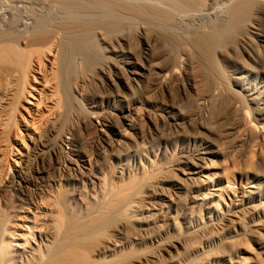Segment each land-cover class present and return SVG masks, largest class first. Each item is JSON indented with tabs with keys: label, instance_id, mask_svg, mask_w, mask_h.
<instances>
[{
	"label": "bare ground",
	"instance_id": "1",
	"mask_svg": "<svg viewBox=\"0 0 264 264\" xmlns=\"http://www.w3.org/2000/svg\"><path fill=\"white\" fill-rule=\"evenodd\" d=\"M133 25L143 59L125 64L164 92L159 119L210 137L172 167L136 144L138 102L112 109L123 130L80 105ZM85 122L112 151L137 146L136 172L92 170L100 192L77 179L100 157L73 137ZM0 264H264V0H0Z\"/></svg>",
	"mask_w": 264,
	"mask_h": 264
},
{
	"label": "rangeland",
	"instance_id": "2",
	"mask_svg": "<svg viewBox=\"0 0 264 264\" xmlns=\"http://www.w3.org/2000/svg\"><path fill=\"white\" fill-rule=\"evenodd\" d=\"M133 27H135L134 25L132 26V28L131 27H129L130 29H133ZM120 28H121V30L123 31L124 29H127L126 31H129V32H131L130 31V29L128 30V28H124V29H122L123 27L122 26H120ZM136 28V27H135ZM134 30H136V29H133V31L132 32H134V33H132L131 32V37L133 36V34H135L134 36H136V37H132L133 38V40L131 39V43H126V44H123V45H121V47H120V50L122 49V51L119 53V55H114V54H112V53H110V55L113 57H109L110 55L109 54H107V56H108V58H112L111 60H113V62L114 61H118L116 64H120V65H118V67H117V69L115 70V68L114 67H111V68H109L108 70L109 71H107V73L106 74H103V73H97L96 71H94L93 73H92V68L90 69V68H88L89 69V74H88V72L86 73H84V70L83 69H81V70H83V71H81L80 70V67L78 66V65H80L79 64V62H77L76 64H75V66H76V68L75 69H77V70H79V71H77V70H75L76 71V73H78V75H80V77L79 78H77V75L76 74H74V76H72V77H74V81H76L77 79H80L81 77V79H84L85 78V75L86 74H88V78H87V75H86V83L84 82L83 84L84 85H82V86H84L83 88L85 89H83L84 90V92H85V98L84 99H82L83 101H82V103L83 102H85L83 105L80 103L81 102V99H76L79 103H80V105L81 106H83V107H85V108H83L84 110L86 109L87 110V108L86 107H88V110L86 111H84V110H82V107L78 104V103H75V102H73V105H75V106H73V107H76V108H78L79 109V107H80V111H78L76 108V110L75 109H70V112H71V114L72 115H68V118H70L71 117V119H69L71 122H73V120H76V118L77 117H79V116H83V114H84V112H89V110L90 111H92V115H93V112H95L94 113V116H95V118L97 119H99V120H101V121H110V122H112L113 124H115L118 128H120L121 130H123V129H125V125H124V123H121L122 121L120 120V118H119V116H117V115H114L115 113H114V111L112 112V109L114 108V107H122V106H127L128 104L130 105V104H132V103H136V102H138L137 104L141 107V108H143L144 109V111H145V115H144V117H145V121L144 120H142V121H144V123L142 124L143 126H140L141 128H143L142 129V131H144V137H141V136H139V137H137V142H136V144L138 145V147L140 146L141 147V149H144L146 152H147V154H148V152H149V154H148V157H149V159H151V160H154L155 162H156V164L158 165V164H161V166H163V165H166V166H175V165H178V164H180V162L182 161V158L184 157V155H191V154H193L194 152H196L197 150H201V149H203V145H202V142H200L201 141V139L203 140L204 138H210V137H208L209 135L207 134V133H205V135H204V133H202V132H199V133H197L198 135V137H197V140H195L194 141V139H188V138H186V137H182V136H179L178 134H177V131L175 130V127L174 126H172V125H170L169 123H166V121H161L159 118V116H161V115H163L164 113H163V111H161V107L159 106L158 107V105H159V101H162V99L164 98L163 97V95H161L162 93L164 94V92L162 91V92H160L161 90H158L157 89V91L158 92H160V93H158L157 94V92H155L154 93V95L156 94V96L158 97H156V98H152V97H154V95H153V93L151 92V91H149V88H146V86H147V79H142L143 78V76L144 75H139V73H138V71L137 70H133L132 68H130L127 64H125V62L126 61H128V59H131L130 57H129V55H127L126 53H124V52H127V51H129L130 53H132V56H134V60L135 59H137L138 61H142V59H143V50H142V47H141V44H140V41H139V38H137V30H136V32L134 31ZM122 31H120V32H122ZM137 38V39H136ZM129 41H130V39H129ZM132 42H134V43H132ZM136 42V43H135ZM193 42H194V44H199L198 42H196V39L195 40H193ZM196 42V43H195ZM200 45V44H199ZM199 45H197V47L199 46ZM197 47H195L196 48V50H201V51H199L201 54H202V49H198V48H201V45L197 48ZM135 48V49H134ZM130 49V50H129ZM156 50H160V52L158 53V51H157V54H156ZM156 50H155V57H159V54L161 55V50L162 49H157L156 48ZM198 51H197V53L199 54V56L201 57V54L199 53ZM138 54L137 56H135L136 54ZM140 53H141V55H140ZM125 56V57H124ZM142 58H140V57ZM202 56L203 57H205V54H204V52H203V54H202ZM120 57V58H119ZM123 57V58H122ZM136 57V58H135ZM119 58V59H118ZM140 60H139V59ZM202 58V57H201ZM117 59V60H116ZM133 59V58H132ZM205 59V58H204ZM203 59V60H204ZM120 62V63H119ZM123 65H124V68H123ZM77 66H78V68H77ZM81 66V65H80ZM120 66H122V67H120ZM88 69H86V71H88ZM111 69V70H110ZM120 69V70H119ZM126 69V70H125ZM129 69V70H128ZM91 70V71H90ZM117 70H118V72H117ZM127 71V72H126ZM136 71V72H135ZM71 72H73V71H71ZM109 72V73H108ZM129 72V73H128ZM83 73V74H82ZM92 73V74H91ZM123 73H125V74H123ZM128 73V74H127ZM133 73H135V74H133ZM72 74V75H73ZM127 75V76H126ZM70 76H71V74H70ZM120 78H119V77ZM135 76V77H134ZM84 77V78H83ZM71 78V77H70ZM77 78V79H76ZM73 79V78H72ZM71 79V82L72 83H74V81ZM90 79V80H89ZM109 79H112V81H114L115 82V87H110V86H108V85H106V81H108ZM79 81V80H78ZM128 81V82H127ZM77 82V81H76ZM75 82V83H76ZM123 82H125L126 84H128L127 86H129L128 87V89H125V88H123L121 85H123L122 83ZM154 80H151V83H149V85L151 84V87H153L154 85L156 86V82H154ZM74 83V84H75ZM140 83L141 84H143V86H142V89H138L137 87L140 85ZM73 84V85H74ZM153 84V85H152ZM144 85H145V87H144ZM148 85V86H149ZM147 86V87H148ZM154 86V87H155ZM108 88H109V90H108ZM118 89V90H117ZM130 89V90H129ZM138 89V90H137ZM132 90V91H131ZM147 90H148V92H147ZM87 91V92H86ZM107 92H108V94H107ZM133 92V93H132ZM137 92V93H136ZM144 93V95H143V93ZM88 93V94H87ZM91 95H90V94ZM120 93V94H119ZM122 93V94H121ZM130 93V94H129ZM148 93V94H147ZM175 94L177 93L176 91L174 92ZM147 94V95H146ZM149 94H151L150 96H151V99H150V96L148 97V95ZM99 95H101V97H102V99H101V97L99 96ZM122 95V96H121ZM124 95V96H123ZM126 95H127V97H126ZM142 95V96H141ZM104 96V97H103ZM147 96V97H146ZM164 96H165V94H164ZM97 97V98H96ZM116 97V98H115ZM126 97V98H125ZM130 97V98H129ZM146 97V98H145ZM160 97V98H159ZM89 98V99H88ZM91 98V99H90ZM122 98V99H121ZM162 98V99H161ZM113 99H115V101L113 100ZM128 99H130L129 101H128V103H127V100ZM155 99H157V101L155 100ZM93 100H98V102H96V103H94L93 102ZM164 100V99H163ZM112 102H113V104H112ZM115 102V103H114ZM118 102V103H117ZM75 103V104H74ZM101 103H103L104 104V107H101V106H103V104H101ZM120 103V104H119ZM157 103V104H156ZM141 104V105H140ZM156 104V105H155ZM78 105H79V107H78ZM113 105V106H112ZM108 106V107H107ZM111 106V107H110ZM107 109V110H106ZM109 109L111 110L110 112H109ZM107 112H106V111ZM153 110V111H152ZM74 111V112H73ZM79 113H78V112ZM84 111V112H83ZM102 111V112H101ZM147 111V112H146ZM159 111V112H158ZM97 112V113H96ZM99 112V113H98ZM113 114H112V113ZM154 112V113H153ZM248 112H249V110H248ZM247 112V113H248ZM75 113H76V116H75ZM91 113V112H90ZM100 113H102V114H100ZM148 113V114H147ZM79 114V115H78ZM160 114V115H159ZM249 114H250V116H251V113L249 112ZM248 114V115H249ZM99 115V117H97ZM105 115V116H104ZM113 116V119H112V116ZM156 115V116H155ZM74 116V117H73ZM150 116V117H149ZM114 117H115V119H114ZM119 119H118V118ZM131 117H132V119L133 118H135L134 117V115H131ZM131 117H130V119H131ZM157 117V118H156ZM105 118V119H104ZM108 118V119H107ZM73 119V120H72ZM116 119H117V121H116ZM155 119V120H154ZM68 120V122H70ZM114 120V121H113ZM149 120V121H148ZM158 122H157V121ZM116 121V122H115ZM118 121H119V123H118ZM136 121V120H135ZM154 121V122H153ZM153 122V123H152ZM156 122L158 123L157 125H156ZM86 123V124H85ZM84 123V125L80 128V131H78V136L79 137H77V134H75L73 137L76 139V138H78V140L79 141H81V143L84 141V140H86V139H88V138H90L89 140H86L84 143H82V145H85L87 148H85V146H83V148H85L88 152L90 151L91 152V155H93V156H95L94 154H98V155H100V157H98L96 160H95V162H93L94 164H92V166H94V167H91L90 169V171H92L93 169V171H94V173H95V176L97 175H99V177H103L104 178V176L107 174L108 176H109V174H110V172H113L116 168H117V170H119L120 168H127L128 169V167H130L128 170H130V172H136V169H134V170H132L133 168H135L134 166H136V164H137V161H138V159H137V157L135 156V154H134V152H135V149H136V144L134 143V142H132V141H128V142H125V143H122L121 144V148L120 147H118L119 148V150H121V151H119V150H110V149H108V148H106V145H105V142L104 141H102L100 138H99V136L96 134V133H94L95 132V130H94V127H92V125H90L91 123H89V122H85ZM88 124V125H87ZM121 125V127H120V125ZM139 125H141V122H139L138 123ZM149 124V125H148ZM91 127V128H90ZM88 128H90V129H88ZM81 129L84 131H81ZM85 129H87V131L85 130ZM106 130H107V128H106ZM127 130V129H126ZM94 131V132H93ZM108 131V132H107ZM106 132H107V134L108 133H110V134H108L109 135V137H111V139L112 140H115L116 139V137L113 135V133L112 132H110L109 130H107ZM81 132V133H80ZM82 133H83V135H82ZM81 134V135H80ZM89 134V135H88ZM95 136H94V135ZM175 134V135H174ZM207 134V135H206ZM88 135V137H86V136ZM90 136V137H89ZM94 136V137H93ZM96 136H97V138H98V140H97V138H96ZM84 137V138H83ZM113 137V138H112ZM148 137V138H147ZM201 137V138H200ZM82 138V139H81ZM96 138V139H95ZM115 138V139H114ZM153 138V139H152ZM94 139V140H93ZM92 140H93V142H92ZM90 141H91V144H90ZM100 141V142H99ZM88 144H87V143ZM101 142H103L102 143V145L103 146H101L100 144H101ZM93 143V144H92ZM100 143V144H99ZM87 144V145H86ZM96 144H98V145H96ZM127 144V145H126ZM89 145V146H88ZM105 145V146H104ZM124 147H123V146ZM128 145H130V146H128ZM91 146H93V147H91ZM134 146H136V147H134ZM198 146V147H197ZM67 146H65L64 145V150L63 151H66L67 150V148H66ZM90 147H91V149H90ZM99 147V148H98ZM123 147V148H122ZM129 147H130V149H129ZM132 147V148H131ZM135 149H134V148ZM89 148V149H88ZM126 148V149H125ZM201 148V149H200ZM103 149H105V150H103ZM124 149V150H123ZM127 149H128V152H127ZM134 149V150H133ZM140 149V150H141ZM97 150V151H96ZM103 150V151H102ZM129 150H130V152H129ZM149 150V151H148ZM94 151V154H92V152ZM99 151V152H98ZM124 151V152H123ZM159 151V152H158ZM103 152H111L112 154H113V156H112V154L110 155V158H109V153L106 155V154H104ZM118 152V154L120 155L121 154V158H120V156L119 155H116V153ZM119 152H121V153H119ZM123 152V153H122ZM155 152V153H154ZM157 153V154H156ZM125 154V155H124ZM105 155H106V157H107V160L108 159H111V160H108V162H107V160H105L106 159V157H105ZM116 155V156H115ZM129 155V156H128ZM152 155V156H151ZM156 155V156H155ZM102 156H104V158L102 157ZM132 156V157H131ZM129 157H131V158H129ZM135 157V158H134ZM119 158V159H118ZM122 159V160H121ZM98 160H99V162H98ZM100 160H101V162H100ZM136 160V161H135ZM121 161V162H120ZM96 162H98V163H96ZM102 162H104V163H102ZM107 162V163H106ZM136 162V163H135ZM163 162H165V163H163ZM167 162V163H166ZM106 163V164H105ZM119 163V164H118ZM163 163V164H162ZM170 163V164H169ZM97 164V165H96ZM103 164V165H102ZM105 164V165H104ZM128 164H130V165H128ZM135 164V165H134ZM146 164V163H145ZM118 165H119V167H118ZM128 165V166H127ZM78 166H81V165H78ZM104 166V167H103ZM105 166H107V167H105ZM111 166V167H110ZM114 166V168H112ZM117 166V167H116ZM126 166V167H125ZM133 166V167H132ZM160 166V165H159ZM171 166V167H172ZM116 167V168H115ZM132 167V168H131ZM104 168V169H103ZM105 168L107 169L108 168V173H107V170H105ZM97 171H96V170ZM101 169H102V171L104 170V172H102L101 171ZM111 169V170H110ZM67 172H69L70 173V175H73L74 174V170L73 169H71V168H67ZM93 171L92 172H90V173H92L91 175H89V176H83L82 178L80 177H78L77 179H79V180H84L86 183H83L84 184V187H85V190H88V192H96L95 190H97V192H98V189H99V192L101 191L100 189H102V185L100 184L99 185V181L95 178V176H94V173H93ZM106 172V173H105ZM29 173H31V174H33V172H29ZM99 173V174H98ZM102 173V174H101ZM105 173V175L103 176V174ZM107 175H106V177H107ZM91 176H92V178H91ZM94 176V177H93ZM96 176V177H97ZM87 177H90L89 179H87ZM90 179H93V180H90ZM94 179H95V181H94ZM81 180V181H82ZM83 182V181H82ZM75 184V182L72 180V181H70L69 182V186L70 187H72L73 185ZM96 184V185H95ZM92 186H94L93 188L95 189H92ZM96 187H97V189H96Z\"/></svg>",
	"mask_w": 264,
	"mask_h": 264
}]
</instances>
